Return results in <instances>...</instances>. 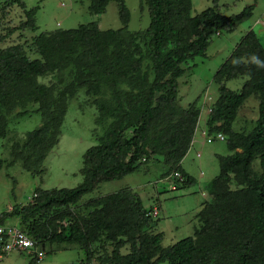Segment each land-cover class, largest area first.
Segmentation results:
<instances>
[{"label":"trees","instance_id":"trees-1","mask_svg":"<svg viewBox=\"0 0 264 264\" xmlns=\"http://www.w3.org/2000/svg\"><path fill=\"white\" fill-rule=\"evenodd\" d=\"M111 1L119 6L118 28L100 29L97 21H90L23 40V32L37 28L36 7L0 0V22L14 4L24 16L16 25L6 20L0 31V138L6 136L9 117L41 116L22 146L31 152L23 168L32 174L42 171L59 140L68 101L81 89L101 128L97 143L83 154L79 185L36 189L32 201L3 211L0 224L12 217L20 224L29 219L30 227L22 229L41 247L48 242L76 244L86 264H264V45L253 30L215 75L220 86L205 128L208 135L222 132L231 152L218 155L219 173L207 185L209 198L193 216L192 235L163 246L162 232L153 230L155 218L147 215L154 206L145 208L131 189L91 198L83 205L87 212L72 210L100 181L123 177L150 159L167 166L164 178L177 188L195 181L180 162L193 141L200 111L196 102L180 105L177 78L189 59L205 55L214 35L233 30L252 9L249 5L226 15L218 0H211L191 14V0H140L148 8L149 24L129 30L125 0H89L88 11L101 14ZM14 32L19 39L8 41ZM238 76L245 78L240 90L224 85ZM44 78L48 81L40 80ZM251 95L258 100L254 125L234 130L239 109ZM3 162L0 158V169ZM174 170L183 181L169 177ZM102 238L112 243L110 252L94 246Z\"/></svg>","mask_w":264,"mask_h":264},{"label":"rangeland","instance_id":"rangeland-1","mask_svg":"<svg viewBox=\"0 0 264 264\" xmlns=\"http://www.w3.org/2000/svg\"><path fill=\"white\" fill-rule=\"evenodd\" d=\"M22 2L25 9L36 7L34 23L37 26L35 31L23 32V40H30L41 31L74 28L90 21H97L100 29H115L122 25L119 6L115 1L109 2L106 10L98 15L89 13V0H22ZM125 4L130 12L128 29L147 28L150 21L147 6L140 0H125ZM218 4L221 12L226 15L239 13L249 5H252V9L249 17L233 30L214 35L209 41L205 55H197L189 59L184 65L185 72L177 78L180 105L187 106L196 102L200 111L193 141L180 162L183 169L191 172L195 181L189 186L177 188L176 182L172 183V180L164 178L167 166L160 159H150L123 177L100 181L91 192L79 199L78 205L72 210L87 212L83 209V205L91 198L122 189H131L140 197L145 208L157 206L158 210L160 209L161 215L154 217L156 222L153 230L162 232L163 246L192 235L193 216L196 212L190 210L189 200L193 196L200 198V195H205L202 196L203 203L209 198L207 185L219 173L218 155H227L231 152L226 140L214 138L208 143L205 134L202 135V131H205L206 137L215 136L214 133L208 135L204 123L210 105L218 95L220 85L215 80V75L249 30L256 32L264 45V0H218ZM209 5L211 0H191V14ZM8 19L11 20L10 24H18L24 19L22 8L17 4L10 8V14L3 17L0 22V31ZM18 39L19 33L14 32L8 41ZM40 80L48 81L47 78ZM244 80V77L238 76L225 80L224 85L232 90H240ZM85 98L84 90L81 89L76 97L69 99L59 140L48 152L41 165L43 169L37 174H32L23 168V159L31 152L23 150L22 146L26 141L27 132L40 124L41 116L38 112H31L26 116L9 117L6 136L0 138V158L4 160L0 169V215L14 204L28 203L36 189L72 188L83 181L81 173L83 154L87 148L97 143V136L101 133V128L95 125L96 109L86 102ZM257 115L258 100L251 95L239 109L232 125L233 129L250 130ZM11 161L14 162L8 163ZM254 168L258 169V160H255ZM37 219L39 222L42 221V218ZM68 219L69 217L63 222ZM20 221L19 218L12 217L7 218L5 222L22 226L21 229L30 227L29 219L23 221V224H20ZM94 246L99 252L112 250V243L103 238ZM42 249L45 255L41 260L35 261L32 255L13 250L0 259V264H86L85 253L76 244L48 242ZM122 251L125 250L122 248ZM94 264H98L97 261H94Z\"/></svg>","mask_w":264,"mask_h":264},{"label":"built area","instance_id":"built-area-1","mask_svg":"<svg viewBox=\"0 0 264 264\" xmlns=\"http://www.w3.org/2000/svg\"><path fill=\"white\" fill-rule=\"evenodd\" d=\"M202 135L205 134L206 142H212L214 138L224 140V134L222 132H216L214 137L207 136L206 132L202 131ZM169 177H174L177 182L183 181L184 177L179 172L174 170ZM36 196V193L32 194V198ZM159 214L158 207L154 206L147 215L157 217ZM26 252L32 255L36 261L41 260L45 255V251L42 249L40 244L33 238H31L25 231L16 225L11 224H0V259L6 256L11 251Z\"/></svg>","mask_w":264,"mask_h":264},{"label":"crops","instance_id":"crops-1","mask_svg":"<svg viewBox=\"0 0 264 264\" xmlns=\"http://www.w3.org/2000/svg\"><path fill=\"white\" fill-rule=\"evenodd\" d=\"M206 118L207 116H205L204 118V123H206ZM203 142V141H202ZM186 173H188L189 175H191V172H189L186 169H183ZM193 176V175H191ZM173 186H171L172 188ZM189 193V192H188ZM203 196V195H202ZM202 196L200 195V198L198 196H193L192 198H190L189 200V205H190V210H192L194 213L198 211V209L200 208L201 204H202ZM205 197V195L203 196ZM9 209H11V207H8L5 211H9ZM161 215V211L159 209V214L157 217H159ZM156 218V217H155ZM6 221V220H5ZM4 224H7L6 222H4ZM177 230V229H176Z\"/></svg>","mask_w":264,"mask_h":264}]
</instances>
